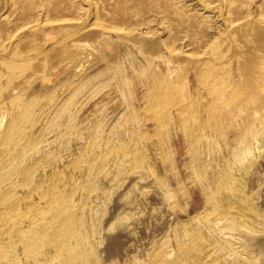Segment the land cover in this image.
Here are the masks:
<instances>
[{"label": "bare ground", "instance_id": "6f19581e", "mask_svg": "<svg viewBox=\"0 0 264 264\" xmlns=\"http://www.w3.org/2000/svg\"><path fill=\"white\" fill-rule=\"evenodd\" d=\"M220 1H227L219 8L223 33L211 42L207 57L192 58L194 52L186 50L184 63L175 64L174 55L164 53L163 66L152 63L147 71L115 36L104 34L88 44L78 40L84 38L80 30L57 27L73 43L58 49L57 66L52 63L56 58L45 61L42 73L31 79L30 91L36 83L52 84L50 97L38 108L22 107L8 91L20 79L22 66L5 61L3 54L27 35L37 38L42 22L6 35L7 44L0 46V264H106L98 251L111 201L119 210L115 221L109 220V229L118 232L116 250L128 245L121 250L124 261L110 264H264V195L252 192L258 182L254 172L264 173V9L253 0L247 6L257 10L235 19L240 14L232 10L235 1ZM98 4L85 5L95 10ZM206 10L217 13L216 7ZM42 38L54 41L48 34ZM186 38L194 45L191 36ZM87 50L113 57L116 66L121 58L129 69L107 66L94 76L83 73L79 80L87 78L77 86L54 82L58 69L79 68ZM38 67L32 60L31 68ZM106 85L121 92L124 109L94 113L97 127L75 142L79 131L63 115L85 99L101 104L113 99ZM66 94L47 130L54 142L47 143L38 136L45 130L46 111ZM112 102L117 105L115 97ZM139 106L152 115L151 130L136 118ZM178 132L191 144L192 178H184L175 161L182 151L173 147L171 137ZM117 157L130 169L123 162L114 168ZM159 159L164 175L156 171Z\"/></svg>", "mask_w": 264, "mask_h": 264}, {"label": "rangeland", "instance_id": "374dc122", "mask_svg": "<svg viewBox=\"0 0 264 264\" xmlns=\"http://www.w3.org/2000/svg\"><path fill=\"white\" fill-rule=\"evenodd\" d=\"M207 1L206 0H100L101 4L100 5L98 4V6H96V9L93 10L90 7L86 6L91 3V0H86V2L85 1L83 2L82 0H0V14H1L0 15V46H2L1 45L2 43L7 44L8 41L5 42V37L8 33L13 32L16 34V33L27 32L28 26L33 24H39L42 22L41 23L42 26L40 28V34L37 36V38L33 35L32 36L27 35V37L25 36V39L22 40L23 43L21 42L20 43L21 45L18 44L19 42L15 43L14 47H12V50H10L11 48L8 45L5 47L6 50L4 51L5 53L3 54L4 60L5 61L7 60V62H12V63L16 62L22 66L18 71L20 75V79L18 80V82L14 83L13 85L14 89L11 87L8 91L12 94V96L19 97L21 99L19 103L21 102L22 107L27 105L33 107L35 106L36 108L41 107L42 103L46 101V98L50 97L49 95L50 92H48V90L52 88V84L49 85L48 87H43L41 84L36 83L34 85L35 89L33 91L29 90L30 89L29 86L31 79H35L37 75H40L42 73V66L44 63H46L45 61H49V60L53 61L56 58L55 62L53 61L52 63L55 66H57L59 62L58 56L60 53L58 49L64 45L70 47L73 43L71 40H66V38L64 37L65 34L58 29L56 30L57 27H63L64 30H72V31L76 29L80 30V34L84 38L78 40H80V42H86L88 44H96L103 37L104 34L115 36L117 39H121L127 46L132 48L130 50H132L133 52L129 54L132 55L134 54L133 55L135 57L134 60L137 63L138 62L141 63L145 68V71L151 70L150 66L152 63H155L156 65L162 67L163 62L161 55L164 53H169V52L172 53L175 57L174 59L175 64L184 63L185 56L183 53L186 52V50H189V52L192 53L194 52L193 54L189 55L192 58L207 57L205 54L208 52L211 42L217 41V39L219 40L220 35L223 33L222 21L220 17L221 13H219V8L220 5L221 6L225 5L227 2L224 1V3H221L220 0H207ZM232 1H235L233 5L235 8L232 6V10L233 11L237 10L238 12L240 11V14L238 15L236 14L234 16L235 19H245V17L249 13H254L257 10L254 7L248 8L247 6V4L253 2V0H232ZM256 2L258 5L262 3L264 9V0H256ZM235 3L236 4L238 3L239 6H235L236 5ZM240 6H241V10H240ZM209 7L211 8L216 7L217 13L208 12L209 10H206V8ZM98 23L100 24L102 23L103 27H101L100 24L98 26ZM187 23H190V27L187 26ZM112 27H115L116 30L115 28L113 29ZM119 27H121V29H119ZM106 28L108 29L110 28V29L108 30ZM43 34L44 35L48 34L53 36L54 41L52 42L44 41V39L42 38ZM187 35L193 38L191 42L194 45L192 46L189 45L188 41L190 40L186 38ZM41 38L43 40H41ZM40 42L44 46L42 44L41 45L39 44L38 45L40 48L39 50L38 46L36 45ZM57 43H61L60 46L52 49V47ZM32 49L34 51L33 53H31ZM196 50H198L197 51L198 53H195ZM46 53L49 54L46 55ZM68 55L66 54L65 58H67ZM45 56L47 57L46 60L44 58ZM102 56L95 55L93 51L87 50L85 62L82 65H79V68L77 69L71 68L68 69L67 71H62L58 69L59 71L57 70L56 72H54V76H52V79L54 80V82H56L58 79L59 85L64 84V82L67 83L71 82V84L76 83L77 86L84 79L96 75L107 66L110 67L109 70H112L117 66L118 69H122V70L129 69L128 65L126 64V62H124V60L119 61L121 60V58L117 57L118 60L117 63L119 64L116 66L113 65L112 63L113 57L104 55L106 58L105 59L104 57L101 58ZM32 60L37 61L40 67L36 69H32L31 68ZM46 72H48V70H46ZM87 72L90 74L84 79L79 80L80 75ZM27 85L28 87H26ZM111 86L106 85L105 91L106 92L108 91L110 97L113 98V99L109 98L108 101L110 102L113 101L115 97V101H117L116 106H114V102L110 104V102L106 101L101 104L100 101L96 100V98L95 101L92 102L90 101V99L88 100L85 99L81 102L79 106H77V108H75L73 112L71 111L68 114L63 115L62 118L63 121L70 122L69 124L72 123L71 126L70 125L69 126L75 127L79 131V134L76 137L75 142H78V140L79 142L82 141L86 137L87 133L91 132L93 129L97 127L99 123V118L98 116L95 117L94 113L101 112V113H109L113 115L121 111V109H124L122 102H120L121 101L120 96H122L121 92L116 94L117 93L116 87H114L113 85ZM139 87L141 88H139V90L137 89L136 90L137 92L138 91L141 92L142 90V86L139 85ZM67 94L65 95V97L67 96ZM65 97H63L60 100L57 107L46 111L47 112L45 114L46 120L44 119L46 121L44 124L45 130L42 133L40 132L38 136L44 138L47 141V143L54 142V140H52V137L54 138V135L48 134V131L50 130L49 127L51 126V123L54 117L56 116L55 114H57L58 107L61 106V102L65 101L68 98V96L66 98ZM134 105L136 106V104ZM138 105L139 103H137V106ZM6 108L10 109L8 106H6ZM136 110L138 111V112L135 111L136 118L138 120L140 119L139 121L141 122V124L148 125L149 126L148 129L151 130L154 127V123H155V121H153L151 117L152 115L149 112L146 113V110L142 109L141 106L136 108ZM2 112H5V110H3ZM179 134L180 132H178V135ZM178 135L177 136L174 135L171 137V140L173 139L172 140L173 142L172 144H174L173 147L176 150L179 149V152L182 151L181 153H178L176 155L175 161L178 169H181L180 171L182 173V176L184 178L186 177L192 178L190 169L192 167L191 164H193V160H192L193 152L190 151L192 150V148L189 146L191 144L184 143L182 136L181 135L178 136ZM183 146L185 147L183 148ZM181 147L182 149H180ZM119 159L120 158L117 157L114 160L115 161V164H113L115 166V167L113 166L114 168L122 167L123 165H126L125 168L130 169L131 166L129 165L130 163L125 164L128 163V161L123 162L120 161L121 159L120 160ZM161 162H163L162 159H159L157 160V162H155V164L157 163L155 167L157 166L156 171L158 175L165 174L163 172L164 163ZM121 163L123 165H120ZM113 167H111V169ZM254 173H256L258 182L255 184L252 192L257 193L258 196L259 195L263 196L264 173H262L261 171H257ZM133 179L134 177L132 176V179L130 180L132 181ZM127 182L130 181L127 180ZM188 188L190 190L191 195L194 196V198L200 203L201 200L199 198V194L197 193V190H195L194 186L189 185ZM184 200L187 199L185 198ZM184 200L182 199V201ZM199 207H202V203L200 204ZM108 208L109 210H107L105 216V220L106 219L108 220L105 221L104 230L102 232L103 233L102 236L104 239L103 241L105 242L102 241L103 243L99 247L98 255H100L101 253L99 257L102 260L104 259L103 261H105L106 264L113 263V261L123 262L125 256L124 254H122L123 252H121V250H124L123 247L127 246L128 244L127 245L124 244L125 246H121L122 248L119 254L118 251L116 250L117 242H118V238H117L118 232L115 229H113L114 231L109 229L110 224H112L111 222L115 221V216L117 215V212L119 213V210L114 209L115 207L112 201L110 202ZM111 209L113 212L111 211ZM180 210L182 211V209ZM109 220H111V222ZM183 220H187V218L183 217ZM113 234L114 237H112ZM262 244L264 245V239ZM263 245L261 246V249L263 250L262 254L264 255V249L262 248L264 247ZM111 253L114 254L112 255ZM262 262L264 263V261Z\"/></svg>", "mask_w": 264, "mask_h": 264}]
</instances>
